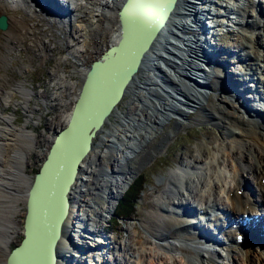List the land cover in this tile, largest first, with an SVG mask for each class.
<instances>
[{"label": "bare ground", "instance_id": "6f19581e", "mask_svg": "<svg viewBox=\"0 0 264 264\" xmlns=\"http://www.w3.org/2000/svg\"><path fill=\"white\" fill-rule=\"evenodd\" d=\"M83 1L85 10L81 9L83 11L78 14V17H75L74 10L72 11L68 5H72L76 0H0V16H3L5 21L7 15L13 16L7 18L11 39L17 38L21 29L25 33L34 34V29L22 27L25 22L23 16L30 18L38 17L41 14L49 22L53 21L51 17L55 19L59 15L64 18L71 16L78 23L77 27L81 32L79 37L82 39L84 53L91 52L96 45L103 47L99 48L103 51L118 37L116 12L122 0ZM257 1L259 2V0H177L165 25L141 62L138 72L127 86L125 94L92 139V149L86 159L80 163L76 180L70 188L69 198L77 182L82 179L83 168L95 150L96 139L100 140V147L109 144L108 148L114 153L115 161L118 160V157L130 160L140 157L137 161L140 168L167 145L168 140L174 135V130L181 126L183 118L190 113L189 110L208 104L209 91H212L211 79L214 78L222 82L216 85L218 104L213 106L209 112L218 121L217 126L233 136L232 142L226 143V147L235 143L230 154L231 160L236 161L233 166L234 173L230 181L221 179L223 177L221 170L218 171L215 167L217 157L212 156L209 160L207 156L211 155V151L205 149L204 146L198 148L197 156H190L189 163L172 172L169 175V187L161 191L156 205L153 206L154 208L152 207V212L149 214L148 220L145 221L151 235L159 241L158 245L164 250L161 254L146 250L145 247L150 244V241L145 237L140 238L136 243L138 254L136 258L140 264H158L167 260L171 261L169 264H177L174 255L171 256L172 254L167 252L169 248L176 247L175 245L181 246L177 240H186L190 244L185 243L192 247L186 246L180 249L176 247L175 251L177 249L180 252L191 254V250L195 248L204 258L203 262L200 261L201 264H222L212 260L210 256L216 255V259L219 260L220 255L217 252H210L201 241L204 238L200 233L208 230L205 229L206 226L202 227L200 224L191 226L193 225L191 221L195 219L193 215L191 219L180 218L189 217L194 213L191 203H195V211H200L199 215L202 216L210 209L218 210V205H222L224 202L223 211L229 216V222L222 223L217 219L218 217H212L211 220L217 221L219 233L231 239L235 230L225 229V224L237 227L238 222H234L235 219L241 218L244 214H246L248 222L255 215L262 216L264 220V187L260 182L264 178V112L256 111L257 109L264 111V9L250 14L249 19L245 18L248 15L245 6L257 9ZM258 7L260 6L258 5ZM70 12L71 14H69ZM15 13L22 16L15 18ZM206 19L215 22L213 34H220L227 27H223V22L226 25L231 23L234 30L241 29L244 34V42L238 45V50L241 51L236 54L235 58L237 57L238 60L240 58L242 66L246 65V68L244 70L239 68L240 71L234 79L230 75L226 76L227 73L222 70L226 67L219 65L217 56L212 63L208 60L210 57L203 48L204 38L201 31L202 24L207 21ZM218 22L220 25L217 24ZM229 29L231 30V28ZM11 39L6 42L7 51H11L14 47ZM216 52L219 55L221 49L218 48ZM81 58L80 62L76 59L78 66L74 67L80 76L85 70V64L83 65L82 62L84 59ZM217 65L220 69L215 71ZM235 81H239L243 86L242 92L244 89H249L248 92L252 91L250 97L255 107L254 110L241 105L247 101V98L242 95L243 93H238L236 96L230 92L237 91L233 84ZM251 83L254 89L262 91V95L258 90L254 92L250 89ZM77 84L80 85V82ZM14 92L20 93L25 100L31 95L30 90L19 84L13 91L5 93L3 101L10 102ZM146 94H149L150 97ZM239 95L241 96L239 97ZM125 96H131L130 101L127 102L136 105L135 108H139L137 102L142 101V105L145 106L143 113L129 116L128 112H124V114L120 112L118 106ZM174 116L177 117L174 128L170 132H166V135L154 147L149 146L155 137L145 136L143 132H138L136 129L144 128L147 121L145 122L143 118L149 117L152 120L151 123L156 125L151 128L155 132L161 131L163 125L174 119ZM111 117L115 118L117 123L110 122ZM12 121L11 117L5 116L2 119V125H0V161L4 160L3 164H0V244L6 248L5 252H2L4 260L1 258V264H4L5 257L10 251L8 249L10 239L17 232V224L13 221L14 216L20 210L17 201H24L26 189L31 181L24 171V166L26 151L33 144V134L26 127H16ZM106 125L110 127L106 129ZM140 140H142L140 151L138 154H134V157H129L130 153L128 154L127 151L130 149L132 152L136 151V142H140ZM109 165H103L104 170L102 168L101 170L104 172L105 183L110 187L107 192L108 200L105 202V209L107 213H112L116 202L134 181L138 170L130 168L126 163H123L119 170L112 169ZM195 165L202 166L203 175L198 174L197 171L201 170H196ZM100 176L102 175H99L98 180H101ZM18 181H21L25 186L23 195L13 189V182ZM197 188H200L203 193L196 191L194 193ZM241 188L242 191L237 195L236 192ZM229 192H235V196L228 199ZM219 193L224 195L223 201L219 198ZM103 194L93 198V194L84 193L75 204L70 202V209L63 223L60 238L56 243V264H99L103 262V254L99 252H102L106 243L101 239H93V243H90V238L87 236L98 232L102 236L105 234L102 229L106 219L101 213L95 211L94 207L100 205V209H104ZM244 205H248L249 208L244 209ZM163 206L171 208L175 214L169 215ZM211 226H215V223L209 221L208 227ZM208 232L211 233L209 230ZM168 240L177 241V243L168 242ZM107 241L110 245H118L115 238H108ZM262 241L264 242V238ZM231 244L235 245V243ZM88 246L94 247L88 249ZM106 247L105 255H108L110 248L108 245ZM251 247L246 243L242 245L241 250H235L233 246H230L228 248L229 260L234 262L236 259L240 261V264H264V243L261 245L262 250L256 246ZM218 248L221 252L227 250L221 245H218ZM128 250L133 251V247L129 245ZM123 261H125L124 264H133L128 260ZM119 262L120 260L117 261V263Z\"/></svg>", "mask_w": 264, "mask_h": 264}, {"label": "rangeland", "instance_id": "374dc122", "mask_svg": "<svg viewBox=\"0 0 264 264\" xmlns=\"http://www.w3.org/2000/svg\"><path fill=\"white\" fill-rule=\"evenodd\" d=\"M259 1H262L260 3L263 6V0ZM68 6L72 8V11L74 10L75 17H78V14L85 10L83 0H76L75 3ZM245 7H247L246 12L248 13L245 18L249 19V15L253 14V12L249 9L251 7H248V5ZM210 8L212 9V7ZM69 14H71V12ZM19 16L22 15L15 13V18H18ZM10 17L13 16H6V23L7 18ZM23 17L25 22L22 27H30V29H34V34L30 32L25 33L20 28V35L17 36V38L11 39L8 23L5 30H0V125L3 123L2 119L5 116H9L13 119L12 124L16 127H26L28 130L32 131L33 144L32 147L26 151L24 166V171L31 180L33 174L37 171L39 162L43 160L46 154L52 137L57 130L63 127L67 119L68 111L74 100V96L76 95L78 87L77 83L80 82L83 75L80 76L75 71L74 67L78 66V60L80 62L82 60L81 57H83L84 60L82 62L83 65L85 64L84 67L86 68L91 61L99 57L102 51L99 50L101 46L96 45L91 52L87 51V53H84L85 49L82 46V39L79 37L81 32H79L77 27L78 23L75 18H72L71 16L64 18L59 15L56 16L55 19L51 17V20H53L52 22H49L48 19L41 14L38 15V17ZM206 20L208 21L209 19ZM228 33L229 34H223L221 37L217 38L218 41L216 43V48L221 49V53L219 54L221 56V58H219L221 62L219 65L226 67L221 69L227 73L226 76L230 75V77L234 79L240 71L239 68L241 70L246 68V65L242 66V60H240V58V61L237 57L235 58L236 54L241 51L238 50V45L244 42V34L241 29H239V31L231 29ZM8 39H11L14 44L11 51L6 50V42ZM212 41L211 43H214V41ZM102 48L103 47H101V49ZM216 64L217 62L215 65ZM219 69L220 68L217 65L215 71ZM219 83L222 82L214 78L211 79L210 84L212 91H209L210 96L208 104L203 107L189 110L190 113L183 118L184 120L181 126L174 130V135L168 140L167 145L160 150L158 154H154V156L140 168L137 162L140 157L139 159L137 158L138 160L118 157V160L115 161L114 153L108 148L109 144L107 143L106 146L100 147V140H95V150L83 168L82 179L75 185L70 196V202L75 204L77 199L84 193L93 194V198L97 195L102 196L104 193L102 197L104 209H100V205L96 206L94 203L91 204L95 205V211L99 214L101 213L106 219L105 226H103L102 229L104 230L105 236L100 235L99 232L97 234L87 235L90 238V243H93V239H101L106 243V245L102 243L104 247L102 252H99L100 254H103L102 261L104 264H124L125 261L123 260H128V262L133 264H140L138 258H136L138 257L136 243L142 237H145L150 241V244L145 247L146 250L154 251L155 254H161L163 252L164 249L158 245L159 241L153 238L145 221L148 220V216L152 212V207L156 205L161 191L169 187V175L172 172H175L178 168L189 163L191 159L190 156H197L198 148L201 146H204L205 149L211 151V155L207 156L209 157V160L212 156L217 157V164L215 167L218 171L221 170L220 172L223 176L221 179L230 181L234 173L233 166L236 162L233 159L231 160L230 154L235 143H231V145L227 147L226 143L232 142L233 136H230L226 130L217 126L218 121L215 120L209 112L213 106L218 104L216 100V94L218 93L216 85ZM247 83L250 84L249 82ZM19 84H22L26 89L30 90L31 95L25 100L20 93L14 92L12 100L8 103L4 102L3 97L5 96V93L10 90L13 91ZM147 96L150 97L149 94ZM243 96L249 97L248 92ZM130 99L131 96H125L122 103L118 106V110L123 114L124 112H128L129 116H133L136 113H143V110L145 109V106L142 105L143 102L138 101L139 108H135L136 105L134 106L131 102H127L130 101ZM181 107L184 108L183 106ZM175 118L177 117L174 116V119L167 121L168 123L163 125L161 131L155 132V130L151 128V126L156 127V125L151 123L152 120L149 117L143 118L145 122L147 121V125L144 128L136 129L138 132H143L145 136L155 137L149 146L154 147L159 141H161L163 136L166 135V132H170L174 128ZM110 122L115 124L117 123V120L111 117ZM109 127V125L105 126L106 129ZM141 143L142 140L136 142L135 147L137 148L135 150L137 152H132L130 149V152L127 151L128 154H130L127 155L129 157H134V154H138L141 149ZM3 162L4 160H1L0 164H3ZM123 163H126L130 168L137 169L138 173L134 180L140 175L143 178L142 184L143 182L144 184L139 198L134 205L133 217L119 219L117 225L111 227V233L108 223L115 208L112 213L106 212L105 202L108 200L106 197H108L107 192L110 187H108L103 179L104 169L102 166L110 164V168L112 167V169L119 170ZM101 168L103 170H101ZM194 168L196 170H201L197 172L198 174L203 175L202 166L195 165ZM99 175H102L100 176L101 180H98ZM24 188L25 186L21 181L13 182V189L18 191L20 195L24 194ZM195 191L197 193H203L200 188L195 189L194 193ZM123 195L124 194H122V196ZM223 197L224 195L219 193V198L222 201ZM17 204L20 210L13 218V221L17 224V232L10 239L8 244L9 250L17 245L21 239V223L24 214V206L22 200L17 201ZM223 205L224 202H222V205L218 206L219 208L224 209ZM191 206L194 208L195 203H191ZM194 209H196V207ZM158 213L160 214L159 211ZM7 227L9 228V224ZM108 238L117 239L118 245L115 246L113 244H108ZM171 241L172 240H168V242ZM177 241H179V244L181 245L178 246L177 249L188 246V244L185 243L188 242L186 240ZM177 241L172 242L177 243ZM107 245L110 248V253L105 255L106 252L104 249L107 248ZM129 245L133 247V251L128 250ZM92 247L88 246V249H92ZM175 248L176 247L169 248L167 252L169 251V253L172 254L171 256L174 255V260L176 259L177 264H201L204 260L200 251L197 252L195 248L192 249L193 251L191 250V254L180 252L177 249L175 251ZM5 250L6 248L0 244V264L1 258L4 260L2 252H5ZM81 254L82 253H80V255ZM185 255L186 257H184ZM218 255H222L221 250L219 249ZM210 257L213 261L221 262L222 264H231L228 257L222 258L221 260H217L216 255ZM118 260H120L119 263H117ZM170 262V260H167L159 263L169 264ZM233 264H240V261L235 259Z\"/></svg>", "mask_w": 264, "mask_h": 264}, {"label": "water", "instance_id": "95a60500", "mask_svg": "<svg viewBox=\"0 0 264 264\" xmlns=\"http://www.w3.org/2000/svg\"><path fill=\"white\" fill-rule=\"evenodd\" d=\"M177 0H122L118 37L85 68L63 127L52 137L25 192L21 239L4 264H56L70 188L92 139L115 110ZM6 21L0 16V30Z\"/></svg>", "mask_w": 264, "mask_h": 264}, {"label": "trees", "instance_id": "16d2710c", "mask_svg": "<svg viewBox=\"0 0 264 264\" xmlns=\"http://www.w3.org/2000/svg\"><path fill=\"white\" fill-rule=\"evenodd\" d=\"M142 181V176H137V178L130 184L122 198L117 202L115 210L108 223L110 230L113 225H117L119 219H128L133 217L134 205L143 188L144 182L142 184Z\"/></svg>", "mask_w": 264, "mask_h": 264}]
</instances>
